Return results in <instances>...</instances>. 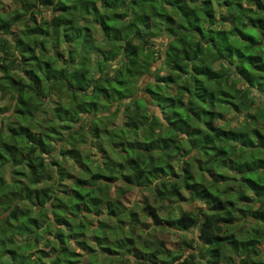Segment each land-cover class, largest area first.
I'll use <instances>...</instances> for the list:
<instances>
[{
	"label": "trees",
	"instance_id": "trees-1",
	"mask_svg": "<svg viewBox=\"0 0 264 264\" xmlns=\"http://www.w3.org/2000/svg\"><path fill=\"white\" fill-rule=\"evenodd\" d=\"M12 1L0 264H264V0Z\"/></svg>",
	"mask_w": 264,
	"mask_h": 264
},
{
	"label": "rangeland",
	"instance_id": "rangeland-1",
	"mask_svg": "<svg viewBox=\"0 0 264 264\" xmlns=\"http://www.w3.org/2000/svg\"><path fill=\"white\" fill-rule=\"evenodd\" d=\"M13 5H14V2L12 0H0V7H3L4 9L12 8ZM44 11L46 12V14L49 13V11L47 9H44ZM92 29H93L92 35L94 37L95 45H97V46L104 45L105 41H104V39L102 37L101 32H99L97 29H94L93 26H92ZM142 84H143V82L139 83V85H142ZM4 103H5L4 100L0 101V106H3ZM230 116L232 117L231 114H227L226 118H228ZM221 121L222 120H220V122ZM234 121H235L234 119L230 118L229 121L225 122V125L228 126V127H232L233 125L237 124ZM67 168L69 169V171H71L72 173L77 175V170H75L73 168V165L71 164L70 161L67 163ZM66 181H69V180H66ZM116 186L117 185L112 186L111 187V191H113L114 187H116ZM139 194H140V192H138L136 190H132L131 192H129L128 194L125 195L124 199H126L125 201H133L134 199L139 198ZM181 205H182L183 209H191L194 206L195 207L200 206V202L199 201H195V202H192V203L182 202ZM37 213H38V211H35V214H37ZM140 217H142V219H145L147 222L150 221L148 219V217H144L143 214H141V213H140ZM89 218L91 219L92 225H95V226H97L99 228H103L106 224L111 223L110 220H106L103 216L100 217L99 220H97L95 217H89ZM93 234H95L94 230H93V233L91 232V233L87 234V241L91 245L96 246V243L98 242V239L96 237L92 236ZM187 235L190 237V235H191L190 232L187 233ZM158 236L160 238L164 239V241L167 243V245L169 247H181V249L183 250L182 258L186 257L189 253H195L194 249H190L184 243H181L182 239L179 236V233L175 232L172 229H170V230H166V229L160 230V232H158ZM108 237H110L112 239L111 236H108ZM69 246H70L71 249H73L75 251H79L78 248L76 247V242L75 241L70 242ZM261 247L263 248L264 246L262 245ZM45 249H47V248H45ZM262 252H263V255H264V251H262ZM83 260H86V259L83 258ZM129 262H130L129 264H139V263L135 262L134 260H130ZM113 264H118V263L115 262Z\"/></svg>",
	"mask_w": 264,
	"mask_h": 264
}]
</instances>
